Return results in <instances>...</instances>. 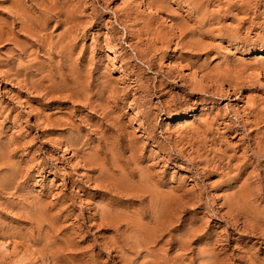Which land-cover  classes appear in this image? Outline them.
Instances as JSON below:
<instances>
[{
  "label": "rangeland",
  "instance_id": "rangeland-1",
  "mask_svg": "<svg viewBox=\"0 0 264 264\" xmlns=\"http://www.w3.org/2000/svg\"><path fill=\"white\" fill-rule=\"evenodd\" d=\"M6 241L26 264H264V0H0Z\"/></svg>",
  "mask_w": 264,
  "mask_h": 264
},
{
  "label": "bare ground",
  "instance_id": "bare-ground-1",
  "mask_svg": "<svg viewBox=\"0 0 264 264\" xmlns=\"http://www.w3.org/2000/svg\"><path fill=\"white\" fill-rule=\"evenodd\" d=\"M19 5H20V4H19ZM26 5H27V4H26ZM34 14H35V13H34ZM24 20H25V18H24ZM8 23H9V22H8ZM8 23H7V24H8ZM4 26H5V25H4ZM20 27H21V26H20ZM26 28H27V27H26ZM5 29H7V28H5ZM24 29H25V28H24ZM21 30H22V29H21ZM25 30H26V29H25ZM23 31H24V30H23ZM29 31H30V30H29ZM2 32H3V31H2ZM11 33H12V32H11ZM8 34H9V33H8ZM68 34H69V33H68ZM1 36H2V35H1ZM6 36H7V35H6ZM9 37H10V36H9ZM33 38H34V37H33ZM71 39H72V38H71ZM88 69H89V68H88ZM88 74H89V73H88ZM118 192H119V191H118ZM77 233H78V232H77ZM82 234H83V233H82ZM72 235H73V234H72ZM78 236H79V235H78ZM69 237H70V236H69ZM75 238H76V237H75ZM77 238H78V237H77ZM71 239H72V238H71ZM76 240H77V239H76ZM124 243H125V241H124ZM66 244H69V245L72 246V243L70 244V242H69V243H66ZM77 244H78V243H77ZM79 244H80V243H79ZM79 244H78V245H79ZM151 244H152V243H151ZM69 245H68V246H69ZM73 246H74V245H73ZM135 246H136V245H135ZM8 247H10L11 254L16 258L17 261H19L20 263H24V264L27 263L26 261H25L26 263L24 262V258H22V256L18 253L17 249L14 248L15 246H14V247H13V246H10V245L8 244L7 241H6L5 243L2 242V243L0 244V249H7ZM79 247H80V245H79ZM81 248H82V249H85L84 247H81ZM129 248H130V247H129ZM133 248H134V247H133ZM89 249H90V248H89ZM69 250H70V248H69ZM100 251H101V250H100ZM19 252H20V251H19ZM57 252H58V251H57ZM71 252H73V251H71ZM82 253H83V252H82ZM82 253H81V254H82ZM84 254H87V253L84 252ZM73 255H74V254H73ZM82 255H83V254H82ZM82 255H81V256H82ZM56 256H57V255H56ZM67 256H68V255H67ZM23 257H24V255H23ZM68 257H70V256H68ZM75 257H76V256H75ZM75 257H74V258H75ZM85 257H87V256H85ZM77 258H78V257H77ZM83 258H84V257H83ZM150 258H151V257H150ZM71 259H72V258H71ZM79 259H80V258H79ZM74 260H76V259H74ZM74 260H73V261H74ZM77 260H78V259H77ZM87 260H88V259H87ZM87 260H86V262H88ZM59 262H60V261H59ZM61 262H62V261H61ZM74 262H75V261H74ZM77 262H78V261H77ZM77 262H76V263H77ZM16 263H17V262H16ZM90 263H91V262H90ZM90 263H87V264H90ZM28 264H29V263H28ZM30 264H31V263H30ZM78 264H79V263H78Z\"/></svg>",
  "mask_w": 264,
  "mask_h": 264
}]
</instances>
